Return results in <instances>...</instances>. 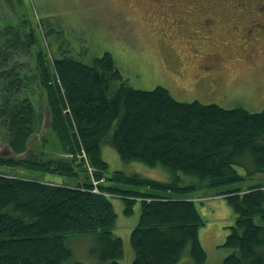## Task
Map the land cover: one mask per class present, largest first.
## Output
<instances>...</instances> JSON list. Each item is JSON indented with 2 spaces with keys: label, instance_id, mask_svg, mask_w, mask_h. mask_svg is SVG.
Listing matches in <instances>:
<instances>
[{
  "label": "trees",
  "instance_id": "trees-1",
  "mask_svg": "<svg viewBox=\"0 0 264 264\" xmlns=\"http://www.w3.org/2000/svg\"><path fill=\"white\" fill-rule=\"evenodd\" d=\"M14 16H4L0 26V138L12 150L0 153V264H66L73 256L68 236L90 234L101 260L123 264L111 196L122 198L126 216L139 202L129 264H178L186 253L190 264H204V218L196 206L204 197L225 198L234 215L222 243L230 252L221 264H264V107L180 101L161 85L135 88L107 51L91 60L47 59L40 22L13 24ZM34 100L46 105L53 147L74 158L43 152L51 146L45 135L39 153L25 151L40 127ZM108 145L125 166H161L172 177L109 172L102 153ZM43 172L77 179H46Z\"/></svg>",
  "mask_w": 264,
  "mask_h": 264
},
{
  "label": "rangeland",
  "instance_id": "rangeland-1",
  "mask_svg": "<svg viewBox=\"0 0 264 264\" xmlns=\"http://www.w3.org/2000/svg\"><path fill=\"white\" fill-rule=\"evenodd\" d=\"M261 3L264 0H10L9 7L3 0L0 2V26L3 25L4 16L12 17L13 14L16 15L12 19L15 21H11L13 24L19 18H26L31 23L40 22L38 32L41 46L50 60L54 55L60 54L91 60L93 56H100L107 51L113 57L121 76L135 88L149 89L161 85L167 87L180 101L197 99L202 103H217L223 107L241 105L251 111H259L264 107V65L261 64L262 61L258 64L242 61L247 48L242 51L243 46L239 41L242 38L245 40V28L252 19L264 24V13H259L257 7ZM17 7L20 8L18 11ZM205 18L211 21L208 27L212 28L211 33L203 26L198 29L199 23L194 22H201ZM194 27L199 32H195ZM203 33L205 36L213 34L217 38L227 37L222 44L228 41L232 46L229 56L241 60L233 61L231 66L236 64L233 68L228 63L224 65L220 81L214 83L208 82L201 75L194 79L197 58L191 56L187 41L204 38ZM249 41L253 43L255 50L264 51V38ZM29 53L37 54L36 51ZM260 58L257 56V59ZM28 59L33 66V61L29 57ZM35 103L38 105L36 110L41 114L40 127L32 135L25 151L39 153L42 137L45 135L51 146H44L43 152L74 158L70 153L53 147L57 141L48 131L49 114L46 105L42 101L41 104L34 100ZM25 151L19 154L23 156ZM0 153L7 156L12 153L2 138ZM102 153L109 162V172L124 168L128 172L134 171L152 179L164 181L172 177L171 172L161 166L150 168L142 162L125 166L110 145L104 146ZM75 157L72 166L76 173L80 170V157ZM41 175L57 181L74 182L77 179L73 176L58 179L49 172ZM78 178L79 181L83 179L82 176ZM90 178L97 185V180L92 175ZM186 179L187 176L184 177ZM110 199L117 212L113 231L123 242L120 262L129 264L134 257L129 236L137 222L139 202L134 204L132 215L126 216L123 214L122 198L111 196ZM203 201L204 204L197 202L196 206L204 218V224L199 229V239L207 251V261L204 264H221L222 257L230 252L222 243L234 215L223 197L212 200L204 197ZM66 244L70 246L73 255L66 264H72L75 260H81L84 264H107L94 251L97 247L94 235L68 236ZM178 264H190L187 253Z\"/></svg>",
  "mask_w": 264,
  "mask_h": 264
},
{
  "label": "flooded vegetation",
  "instance_id": "flooded-vegetation-1",
  "mask_svg": "<svg viewBox=\"0 0 264 264\" xmlns=\"http://www.w3.org/2000/svg\"><path fill=\"white\" fill-rule=\"evenodd\" d=\"M193 4L195 5V3ZM193 4H192V8H193ZM261 4L262 5L257 6L258 11L259 13H264V3ZM195 6L197 7V5ZM194 22L199 23V25L197 26L198 29H200L203 26L204 28H206L205 30H207L208 33L212 32V28H208L211 25V21L209 19L205 18L202 19L201 22L199 20H196ZM197 28L194 27V29H196L194 30L195 32H199L197 31L198 30ZM245 29H246L245 30L246 38L245 40L242 38V41L241 40L239 41V44L243 46V48H241L242 51H244V49L247 48L246 52L244 53V58L242 61L245 60L256 64L261 63L260 61H262L261 64L264 65V51L262 50L263 52H258V50H255L256 48H254L253 43L249 41V39L252 40L256 38L258 39L264 38V24L256 21L254 22L252 19L251 23ZM202 35L205 36L204 33ZM206 35L207 36H205L204 38L191 39L188 40L187 42L191 56L197 58L195 60V68H197L196 70L197 72L194 73L195 74L194 79H196V76L201 75V77L203 76L206 77L208 82L214 83L216 81H220L222 75L221 72L224 69V65L226 66L228 63L229 67L233 68L235 67L236 64L231 66V63H234L233 61L235 60H236L235 62L241 60L237 59L236 57L229 56L232 46L230 45V43H227L228 41L222 44V42L226 40L227 37L223 36L217 38V37H213V34L212 36L210 34H206ZM260 47L262 46L260 45ZM257 56L261 58L257 59Z\"/></svg>",
  "mask_w": 264,
  "mask_h": 264
}]
</instances>
